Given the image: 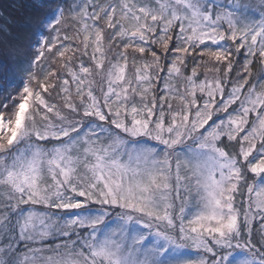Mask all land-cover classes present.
I'll return each mask as SVG.
<instances>
[{
  "label": "snow or ice",
  "instance_id": "snow-or-ice-1",
  "mask_svg": "<svg viewBox=\"0 0 264 264\" xmlns=\"http://www.w3.org/2000/svg\"><path fill=\"white\" fill-rule=\"evenodd\" d=\"M26 8L0 24V264H264V0Z\"/></svg>",
  "mask_w": 264,
  "mask_h": 264
},
{
  "label": "trees",
  "instance_id": "trees-1",
  "mask_svg": "<svg viewBox=\"0 0 264 264\" xmlns=\"http://www.w3.org/2000/svg\"><path fill=\"white\" fill-rule=\"evenodd\" d=\"M28 0H0V24L3 23L4 20H7L9 16L16 21H21L24 16L28 15V11L26 8ZM17 7H19V11H16ZM7 59V54L2 45H0V61H4Z\"/></svg>",
  "mask_w": 264,
  "mask_h": 264
}]
</instances>
